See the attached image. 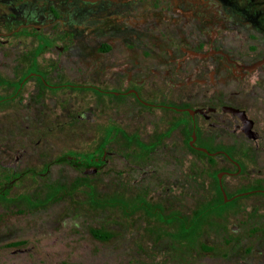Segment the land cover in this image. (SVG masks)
<instances>
[{
    "label": "flooded vegetation",
    "instance_id": "1",
    "mask_svg": "<svg viewBox=\"0 0 264 264\" xmlns=\"http://www.w3.org/2000/svg\"><path fill=\"white\" fill-rule=\"evenodd\" d=\"M76 122L94 140L79 150ZM191 153L219 162L204 200L159 194L168 174L131 203L96 195L110 160L139 182ZM221 188L264 199V0H0V264H90V238L110 232L87 213L115 206L163 223L132 232L152 239L121 246L123 264H264V226L235 224L244 205L214 208ZM220 215L243 257L209 259L223 231L206 221ZM33 217L55 231L17 226Z\"/></svg>",
    "mask_w": 264,
    "mask_h": 264
},
{
    "label": "rangeland",
    "instance_id": "2",
    "mask_svg": "<svg viewBox=\"0 0 264 264\" xmlns=\"http://www.w3.org/2000/svg\"><path fill=\"white\" fill-rule=\"evenodd\" d=\"M85 126L86 125L83 122H76L74 124L73 144L76 150L87 147L89 141H91L90 144L94 142V140H90L91 133L88 134L87 131H85ZM65 142L66 140H64V145L62 146L67 145L68 142ZM81 157L84 158V156ZM128 157L130 161H133L131 156ZM117 166V161L110 160L107 168L97 173L95 180L96 195L109 197L118 195L122 196L127 200V202L131 203L135 195L147 196L152 195V191H157L156 188L159 186V182L161 183L163 181L161 179L163 174H168L171 177V185L168 191L161 188L159 194H184L187 197H191L193 199L196 198L197 200H204L203 198L214 194L213 185L215 181L211 172L219 166V162L216 161L210 164L204 157H201L196 153H191L186 155V160L181 171L178 168L179 165L171 167L166 165L164 168H156L154 172L155 175H148L150 177L147 176L139 182H133V177L135 176L134 167L128 166L125 169H118ZM220 173L221 172H218L216 175H219ZM216 186L217 184H215V187ZM86 194L87 193L84 187H79L74 192L75 198L79 201L83 200ZM229 196L230 194H226L225 196L222 194L221 197L218 194L212 204L213 207L220 210L221 208H231L236 204L244 205V208L237 209L238 206L235 208L236 211L239 210L238 213H235V215L238 217L235 220V224L239 226H245V231L251 224L256 227L264 226V199H262L260 202H255L254 200L244 199L242 198L243 196ZM252 196H258V194L252 193L251 197ZM193 204H190V209L192 206V209H195V207H197L200 203ZM208 206L209 204H206L204 208ZM248 206H250V208H248ZM48 207H50V205ZM87 214L90 217V226L93 227L94 225H98L100 228L110 232V236L103 240L101 245H98L95 240L90 238V255L92 259L90 264H123L120 261L122 258L119 251L121 246L125 247L129 246L131 243L134 244L137 242L145 244L148 240L152 239V236H150L147 232H145L147 234L143 235L133 234L134 232H139V230L143 232V227L157 231L158 229L156 228L162 227L163 225L162 222H158L154 218L148 217L141 210L135 212L131 216H125L120 206L105 207L103 209H90V212ZM170 218L171 217H168L167 221H170ZM18 219L24 221L25 218L20 216ZM41 221V219L37 220L33 217L32 219H28L26 221L33 222V225L32 223H28L27 225L18 224L17 226H19V228H23L24 226H35L36 229H40L39 232H42L45 229L55 231L53 229L56 227L55 219L44 218L43 221ZM229 221L230 219H228L226 215H220L217 218H211L210 220L206 221L207 226L213 230L219 229L220 231H223L222 235L219 236V242L222 244L218 245V247L214 248V250L208 253V255L211 256L209 259L214 258L215 256L223 257V259H228L227 257L229 256H232L235 259L244 256L242 254V250L236 249L229 251L227 248L228 246L223 240L227 236V228L230 226L228 225ZM39 223H42V226H39ZM74 227L85 226L81 222H75ZM204 230H206V227ZM16 231L19 230L17 229ZM215 232L216 231H214V233ZM10 233L11 230H7V223L0 224V243H2L6 238H10ZM137 237H139V240H137ZM164 238L165 237H162V239L159 241L158 238L154 240V246L156 249L162 248L167 243L168 240ZM38 244L37 248H39ZM1 254H3V250L2 252L0 251V257L2 256ZM32 258H35V255H33ZM158 262L160 263L162 260L159 259Z\"/></svg>",
    "mask_w": 264,
    "mask_h": 264
},
{
    "label": "trees",
    "instance_id": "3",
    "mask_svg": "<svg viewBox=\"0 0 264 264\" xmlns=\"http://www.w3.org/2000/svg\"><path fill=\"white\" fill-rule=\"evenodd\" d=\"M218 194H219V196L222 197V194H221V192L219 190H218ZM107 235H108L107 233H103V234H100L99 237L100 238H105Z\"/></svg>",
    "mask_w": 264,
    "mask_h": 264
},
{
    "label": "water",
    "instance_id": "4",
    "mask_svg": "<svg viewBox=\"0 0 264 264\" xmlns=\"http://www.w3.org/2000/svg\"><path fill=\"white\" fill-rule=\"evenodd\" d=\"M200 149H202L203 151H206V149L205 148H200ZM219 176L220 175H218V178H219ZM220 187H221V184H220ZM221 191H222V194L225 196L226 194H225V192H224V190L221 188ZM245 193H247V192H242V193H240V194H245Z\"/></svg>",
    "mask_w": 264,
    "mask_h": 264
}]
</instances>
